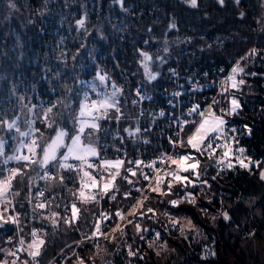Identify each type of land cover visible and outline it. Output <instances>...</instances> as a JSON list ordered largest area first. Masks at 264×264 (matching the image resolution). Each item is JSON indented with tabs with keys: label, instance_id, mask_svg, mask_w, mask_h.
<instances>
[{
	"label": "trees",
	"instance_id": "16d2710c",
	"mask_svg": "<svg viewBox=\"0 0 264 264\" xmlns=\"http://www.w3.org/2000/svg\"><path fill=\"white\" fill-rule=\"evenodd\" d=\"M260 1L240 0V3H236V0H225L221 5L218 0H197V7H192L185 0H129L124 1L123 6L120 0H12L17 5L16 9H12L8 0H0V93L7 99L14 88L15 95H11L13 104H17V96H25L27 99L23 103L40 105L44 102L45 107L49 100L67 97L65 103H70L72 109L78 112V100L82 99L86 85L79 84L74 77L87 80L94 75L98 66L104 65L112 80L123 87L120 98L122 110L130 108L129 100L137 82L149 92L154 106H162L177 80L194 78L199 72L218 75L233 65L248 48L264 46V31L256 30L264 23V17L260 15ZM241 12L245 13L243 17ZM83 14L86 16L87 27L81 30L74 21ZM123 15L131 16L132 23L128 28L109 27L112 24L110 17ZM171 24L176 27H169ZM188 38H191V42H188ZM145 40L149 44H145ZM166 45H169L168 52L164 51ZM140 48L149 50L153 56L152 71L159 73L154 81H147L142 69V72H130L137 66ZM257 52L259 57L251 64L256 74L248 77V82L241 87L239 114L226 117L230 128L244 131L243 135L239 132L231 133L239 136L240 146L245 148L244 156L264 162V53L260 50ZM61 53L64 58L58 59ZM73 56L76 57L75 60ZM157 56L163 57L165 62L161 64L156 59ZM170 70H174L175 74ZM58 71L61 72L59 77L55 75ZM64 84L79 91L80 96L66 92ZM53 88L56 89L54 94L51 92ZM61 111H64L67 118L65 126L71 130L69 110ZM14 114H20L19 105ZM14 114H10L9 118H13ZM23 118L25 117L22 116V120ZM245 124L252 130L250 135L244 130ZM127 126L132 127L133 124L125 120L110 122V132L107 135L99 134L100 143L106 146L102 155H123L126 162L136 153V147L147 148L149 153H154L166 145L165 130L156 123L150 125L149 122L147 146L138 144L136 134L129 136L124 131ZM36 127L45 136L54 135L39 121ZM21 130H25L22 121ZM0 135L7 140L6 154L12 153L15 141L11 137L18 134L13 130L11 133L0 132ZM233 163L234 168L219 172L215 180L208 175L203 178V181L207 180V184H200V188H197V184L188 186L187 191L196 197L194 205L183 199L184 192L179 185L174 187V194L170 196L148 194L149 199L142 211L149 204L155 207L157 216L152 223L156 225V231L161 232V238L153 247L148 248L145 245L146 239L139 240L134 234V226L127 224L124 228L126 235L132 240L133 233L134 239L131 250H138L143 257L133 261L137 264H192L193 261H198L199 264H232L228 261L231 256L233 261L240 260L237 264H247L242 252L237 251L238 242L232 239L231 228L240 225L243 216L247 214L249 207L246 199L253 196L264 198V180L260 179V169L264 167V163L260 168L250 165L249 169L241 168L235 160ZM16 166L18 163L12 165ZM33 167L35 171L25 169L35 178L30 189L26 184L14 183V190L21 191V195L13 200L15 209L10 213L11 216L20 213V224H7L0 228V247L13 243L15 239L11 243L5 242L9 236L17 238L23 235L25 240L30 239L28 229L31 225L52 233L51 223L40 219V214L49 209L58 213L59 217H65V209L73 198L68 189L75 190L78 177L75 180L66 179V186L57 185L45 191V196L40 200L52 203L38 210L36 218H33L32 207L37 202L34 190L38 185L45 188L46 183H49L36 178L37 173L43 175V170L39 166ZM61 174L66 177L76 176L75 172L67 170ZM117 182L120 183L119 180ZM121 193H117L116 200L104 205L112 214L117 207L128 208V201L123 199ZM28 194L33 197L31 203L24 199ZM170 199H181L182 202L178 207H173L166 203ZM20 202H23V208L20 207ZM197 204L212 213H220L215 214L218 217L213 222H210L209 216L203 222L196 209ZM79 208L82 218L77 220L74 227H69L60 220L54 235L43 236L46 250L40 258V264L47 262L71 240L89 235L94 230V213L97 208L94 202L83 205L80 203ZM224 212L228 213L230 219L223 218ZM45 213H48L45 217L50 215L49 212ZM169 217L178 221L177 227L183 230V234L170 226ZM183 219L201 224L202 231L194 234L185 231L182 227ZM142 224L146 227L144 220ZM258 225L262 226V222ZM107 234L108 239L100 238L99 244L101 249L110 250L107 249L96 257L93 242L85 241L77 248L79 255L95 257L96 264H103V260L107 258H112L116 264H123L128 251L123 246L121 253L113 250L114 247L109 242V236L113 233L110 231ZM115 235L120 238L119 233ZM165 241L166 248L162 247ZM204 243L207 244L206 248L201 247ZM23 256L21 253L19 257ZM67 264H78V259L73 256Z\"/></svg>",
	"mask_w": 264,
	"mask_h": 264
},
{
	"label": "snow or ice",
	"instance_id": "6c2138e0",
	"mask_svg": "<svg viewBox=\"0 0 264 264\" xmlns=\"http://www.w3.org/2000/svg\"><path fill=\"white\" fill-rule=\"evenodd\" d=\"M9 5L12 9H16L17 5L8 0ZM223 5L225 0H218ZM123 6L124 0H120ZM185 3H190L192 7H197V0H185ZM236 3H240V0H236ZM127 11V9H124ZM240 15L243 17L244 12ZM76 24L80 28H84L85 19H79ZM171 28H175V24L169 25ZM188 42H191V38H188ZM145 44H149V41L145 40ZM83 45H81L82 47ZM165 52H168V48H164ZM257 49H250L251 54H256ZM91 55V53L89 54ZM142 60L140 63L143 67L144 75L147 81L151 82L156 80L158 72H153L151 68V62L153 56L147 51H140ZM63 53L58 59H63ZM75 60V56L72 57ZM247 54L241 56L240 60L247 59ZM161 64L165 61L163 57H156ZM175 74L174 70H170ZM244 69L240 67L239 61L236 65L231 68L230 74L222 82L228 84L232 89L239 90L242 85L246 82L243 79L237 80V74L243 72ZM57 77L61 76V72H56ZM77 82L81 85H86L92 92L96 93L97 98L91 99L89 92H83V98L78 100V112L76 109H72L70 103H65V98L56 97V99L47 101L48 106H44V102L40 105L36 104H25L24 100L27 99L25 96H17V104H13L11 101V95H15V89H12L11 95L4 99V94L0 93V132L7 131L9 133L14 132L18 135H13L11 139L15 141L12 146V154H6L7 140L3 135H0V164L8 165L9 161L18 162L16 167H3L0 168V206L12 205L13 200L21 195V191L14 190L15 184H26L30 189L32 187L34 177L25 171V169H32L35 171L33 166H39L43 170V175L37 173V177L40 180L46 182L45 188L37 191L35 199L36 203L32 207L33 218H36V213L40 209H44L52 201L45 200L41 201L40 198L45 196V191L50 190L52 187L57 185H65L66 179L75 180L79 179L80 188L78 190L68 189L69 193L75 197L82 205L95 202L99 203L100 200L106 196L109 200H116L117 193H121L120 182H126L128 188L126 191L121 193L124 200L133 198V191L139 193V196L135 198V203L131 204L127 215L133 219L128 220V224H133L134 221L139 217H144L146 213L142 211L145 202L149 199V196L145 193H157L159 196H170L174 194V187L179 185L181 190L184 192L183 199L189 203L195 204L196 197L192 192L187 191L188 185H193V181L189 180L188 175H182V173L195 175L197 179L202 175L201 165L202 161L198 157L207 156L209 161L214 162L217 168H234L233 157L235 163L241 168L249 169L250 165H255L260 168L262 161H254L250 157L247 158V163L243 158L245 148L240 146L239 136L230 135V133L244 134L243 130L236 128H229V121L225 118L226 115H238L241 109V103L232 95L230 99L227 112L225 109H219L220 114L218 115L213 111V107L218 105L220 102L213 98L212 103L208 105L207 109L201 111L199 105L193 106L189 109V115L196 114L199 117L198 121L183 120L180 124V131L176 133V137L169 138V143L172 148L176 151L173 155L167 153L162 154L157 159L162 165H166L163 175H161V168L156 167V161H151L147 165L141 159H129L127 165L125 160L117 157L116 159H109L104 153L106 146L100 143L101 135L107 134L108 130L102 127L99 123L102 120H116L121 121L125 118L124 112H122V105L120 98L123 95V87L119 86L107 72L97 71L96 76L91 82L79 80L78 77H74ZM96 81H99L97 85ZM103 86L104 91H100L99 87ZM110 87V91L108 90ZM63 88L66 92L71 93L77 97L80 96L79 91L74 89L68 84H64ZM55 88L51 89L54 94ZM224 92L228 91V88H223ZM174 96H179L180 93H173ZM136 96L139 100L151 99L141 95V91L138 88L136 90ZM126 102V101H125ZM137 100H132V104H137ZM5 105H8L7 107ZM19 105L20 114H14L15 109ZM36 109H39L36 111ZM61 109L69 110L68 117L72 120V128L69 130L65 124L67 118L65 117L64 111ZM26 110V111H25ZM114 113V114H110ZM10 114H14L13 118H9ZM143 115V113H141ZM160 115H164L163 112ZM22 116L25 117L22 120ZM131 119L132 117H127ZM21 121L25 126V130H21ZM37 121L40 124L53 132L52 136H45L40 128L36 127ZM138 122V117H137ZM188 125L193 128L194 131L191 134H186V139L180 138L181 132H185L184 126ZM244 130L251 134V128L247 124L244 125ZM128 132L129 136H134L135 133L141 131L139 127H136L134 131L130 129H124ZM147 131V130H145ZM27 138V139H25ZM123 140V137H121ZM215 145V146H214ZM188 149L186 152H181V149ZM219 148L221 151L219 155L216 154V149ZM27 150L28 154H25L24 150ZM120 149H117L119 151ZM127 156V153H124ZM91 158H98V163L91 162ZM71 161V162H70ZM22 163V166H19ZM172 166H175L174 168ZM150 168L151 172H145L144 168ZM204 170L207 168V164L203 166ZM67 170L69 172H75V177H66L62 175V171ZM95 172V174H93ZM219 175V173H217ZM99 177V179H97ZM141 178L147 181L146 187H137L140 183ZM216 179L215 176L212 177ZM260 179L264 180V169L260 171ZM202 184H207V180L202 181ZM166 185V190H165ZM66 186V185H65ZM85 189L94 190L93 194H86ZM9 196L12 199H9ZM28 203L32 202L33 197L28 194L24 197ZM163 202V201H162ZM181 199H170L166 201L167 204L173 207H178L181 204ZM20 207L23 208V202H20ZM71 217H59L56 212H51L48 217L40 215V219L47 220L52 225V233L45 232L42 228H32L30 236L31 241H26L24 236L21 235L16 240L19 247L15 250L0 248V264H10L9 257H12L11 264H40V258L43 252L46 250V240L43 236L54 235L60 220L69 227H74L77 220L82 218L81 209L77 207L74 202L71 205ZM8 211L7 207H3L0 211V228L7 224H13L19 226L20 224V213H16L14 216H7L5 213ZM67 211V208L65 209ZM87 212V209L84 210ZM203 211H207L203 209ZM148 213H155V209L152 207L147 208ZM167 215V213H164ZM27 215V212H25ZM103 220H109L111 214L101 213ZM115 216L124 219L125 214L121 209H117ZM225 220L230 219L227 212L223 213ZM151 219V217H149ZM171 227H176L178 221L169 217ZM215 219V217H213ZM135 230L137 233L149 232L147 228H141L140 223H135ZM182 234H183V230ZM113 235L111 240L115 241L117 236L115 233H119L120 237H124L126 232L119 223L111 229ZM98 236L104 239H108V234L101 231L100 221L95 222V228L91 236L85 235L82 240L75 241L77 245L84 244L85 241H95L92 247L95 249V256L99 257L102 252L107 249H101ZM161 238V232L156 231L153 240L149 242V247H153L155 242ZM16 237L9 236L6 243H11ZM140 239L143 240L144 236L141 235ZM25 244L27 245L25 247ZM67 248H71L70 245H65ZM162 247H167V241H165ZM129 256H137V251H132V246H128ZM174 250V249H173ZM64 249L61 248L60 252L63 253ZM23 252L29 259L23 261L20 260L18 253ZM214 255V253H212ZM78 259V264H96L95 257H85L74 253ZM159 255V253H157ZM143 258V257H141ZM51 264V262H50Z\"/></svg>",
	"mask_w": 264,
	"mask_h": 264
},
{
	"label": "built area",
	"instance_id": "2783aa9c",
	"mask_svg": "<svg viewBox=\"0 0 264 264\" xmlns=\"http://www.w3.org/2000/svg\"><path fill=\"white\" fill-rule=\"evenodd\" d=\"M252 47L257 49V50H261V48H259V47H255V46H252ZM233 65L228 67V69L225 72L220 73L218 75L199 72V74L194 75V78L189 77L186 80H180V81L177 80L175 85L173 86V88L169 91L167 98H165V100H164V105H162V106H154L153 98L152 99L139 100V97L136 96V90L138 88L141 91V95H144L146 97H151V95L143 86H141V84L139 82H137L134 85L135 94L129 100L130 108H128L127 111L122 110V112H124V114H125V118L122 120H125L126 122H131L133 124L132 127L127 126V129H130L132 131H134L136 127H139L141 129L140 132L135 133V134H136V137L138 138V144H143L145 146L149 145L148 144V141H149V136H148L149 122H150V125H152L153 123H156L158 125V127H161L162 129L165 130L166 145L162 148H159L154 153H149V151H147L148 150L147 148L141 149V148L136 147V153L134 152L129 159H132V160L141 159L145 162V165H147L149 162L155 160L156 161V167L161 168V170H162L161 175H163V171H164L166 165H162L157 158L164 153L172 155L176 151L175 149L172 148L171 144L169 143V138L170 137L175 138L176 133L178 132V123L176 121L177 115H182L192 105H199L201 108H204L210 102V100H211L210 97L211 96L213 97V94L219 90V85L222 81L221 77L225 76L224 74L228 73V71L232 68ZM108 90L109 91L111 90L110 87ZM85 91L89 92L91 99L97 98L96 93L92 92L89 88L86 89ZM100 91H104V88L102 87L100 89ZM176 92H179L180 95L174 96L173 93H176ZM82 98H83V94H82ZM132 100H137L138 103L134 105V104H132ZM154 107H155V109H154ZM128 111H132V112H128ZM161 112H163L164 115H160ZM141 113H143V115H141ZM110 114H114V113H110ZM129 116H131L132 118L128 119L127 117H129ZM137 117H138V122H137ZM226 119H227V117H226ZM110 122H117V121L116 120H102L99 122L102 125V127H104L105 129L108 130L107 133H109L111 130V127L108 128V124ZM145 130H147V131H145ZM25 154H28V153L25 152ZM127 161L125 162L126 165H127ZM9 162L11 163V162H16V161H9ZM211 165H212V169L207 174L210 178H212L213 176L216 177L218 175L217 173L226 169V168H217V166L214 164V162H211ZM3 167H9L10 168L11 166L9 163L6 166L3 164H0V168H3ZM144 171L145 172H151L152 170L150 168L145 167ZM93 174H95V172H93ZM97 179H99V177H97ZM120 186L122 187L121 188L122 192L126 191L128 188V185L126 184V182H120ZM146 186H147V181H144L141 178L140 183L137 185V187H146ZM43 188L44 187L42 185H38L34 190L35 195H36L38 190L43 189ZM79 188H80V183H79V179H78V184H77V187L75 188V190H78ZM165 190H166V185H165ZM86 191L94 192V190H91V189H85V192ZM138 196H139V193L133 191V198L127 200L128 201V208L124 209L122 207H117L114 209L113 214L109 208H106L104 206L107 202L112 201V200H109L107 196L104 199L100 200L98 204L94 202L95 206L97 207L95 209V213H94V219H95L94 221L95 222L97 220L100 221L101 231L104 233H108L111 231L112 228L115 227V225L117 223H119L122 227L123 223L128 222V220H130V219H133L132 217H129L128 220H125L122 222V221H120V218L115 216V212L117 211V209L129 210L130 204H133V202H135V198ZM74 202L77 204V207L79 208L80 202L78 200H76L75 197L70 199V201L68 202V205L66 207L67 208V211L65 212L66 218L71 217V212H72L71 205ZM11 206H14V201H13ZM148 207H151V206L147 205L145 207V210H143L146 214H147V208ZM102 212L106 213V214L110 213L111 218L109 220H103L100 216V214ZM148 216L151 218H154L157 216V214H156V212L155 213H149ZM140 218H142V217H139L136 219L138 223H140L139 222ZM125 224H127V223H125ZM32 228H37V227L35 225L29 226V229H28L29 235H30ZM174 228L176 230H178L177 226ZM149 230L150 231L145 234L144 238L145 239L147 238V240L148 239L152 240L153 237L155 236V231L157 229L154 230L152 227L151 228L149 227ZM93 231L94 230H92V232ZM92 232L87 236H91ZM18 238H19V236L13 241L10 249L15 250L17 247H19V245L16 242V240ZM100 238H102V237L98 236V240ZM31 239H32V237L30 236V240ZM82 239H83V237H79L78 239L71 240L70 242L67 243V245H70L71 248H67L64 245L63 247H61L64 249L63 253L60 252V249H61L60 248L44 264H50V262H51V264H67L68 260L70 258H72L73 256H75L74 253H78L77 248L79 245H77L74 242L80 241ZM118 241H120V242L123 241L122 242V244L124 245L123 247L127 251L129 250L128 246L132 244V243H130L131 240L128 239L127 235L124 237H120L118 239ZM92 242L95 243V241H92ZM206 246H207V244H205V243L201 245L202 248H206ZM120 249H121V247H119L118 245H115L113 248V250H115L118 253H121ZM128 257H129V255L127 257H125L124 260L126 258L128 259ZM75 258H76V256H75ZM0 259H3V258L0 257ZM112 262H113V264H115L114 260L109 259L107 261V264H110Z\"/></svg>",
	"mask_w": 264,
	"mask_h": 264
},
{
	"label": "rangeland",
	"instance_id": "374dc122",
	"mask_svg": "<svg viewBox=\"0 0 264 264\" xmlns=\"http://www.w3.org/2000/svg\"><path fill=\"white\" fill-rule=\"evenodd\" d=\"M124 1L126 2V1H129V0H124ZM260 7H261L260 15L264 17V0L260 1ZM115 18L117 19V21H116ZM115 18L114 17H110L109 18L112 21V24L109 27H111V28L116 27L117 28V27H120V26H125L126 28H128L130 26V24L132 23L131 16L123 15V16H119V17L115 16ZM79 19H85L84 28H80L76 24V21L79 20ZM79 19L75 20L74 23L76 24L77 28H80L81 30H84L87 27V25H86V23H87L86 16L83 14ZM256 30H258L257 32H263L264 31V23L261 25V27L258 26L256 28ZM235 33H238V31H236ZM210 45H211V43H210ZM165 47L169 48V45L164 46V48ZM252 48L253 47L248 48L245 51V53L243 55H241V56H245L247 54V57H248L247 59L240 60L241 56L237 59V61H239V63H240V67H242L244 69L243 72L237 74V77H236L237 80L243 79V80H245V82H248V80H246V79L248 77H252L255 74V72H256L255 70H252L251 64H252V62H254V60L257 57H259V54H258V52H256V54H254V55L251 54L250 53V49H252ZM261 50H260V52H262V54H263L264 53V46L261 48ZM140 51L149 52V50H145L143 48H140V50L138 51V56H137V59H138L137 66L130 72H133L134 70H135V72L137 70L139 72L143 71V67H142V65L140 63V60H142V57L140 56ZM257 51H259V50H257ZM262 54H260V56ZM237 61L234 63L233 66L236 65ZM141 69H142V71H141ZM97 71H101V74H103V72H107L106 69L104 68V65L98 66L97 69L94 72V75L91 78H89L87 80H84V81L91 82L93 80V78L96 76ZM230 72H231V69L228 71V73L224 74L225 76L221 77L222 81H221V83L219 85V90L216 93L213 94V97L212 96L210 97V99H211L210 102L204 108L200 107L201 111L207 109L208 105L212 103L213 98L220 102L218 105H215L213 107V111H215L218 115L220 114L219 109H221V108L225 109V112H227V109H228V106H229V102H230V99L232 98V95H235L236 98L239 100V94H240V91H241V87L243 85L240 87L239 90H237V89H232L230 87V82L228 84H223L222 83L226 79V77L230 74ZM143 74H144V72H143ZM96 83H97V85H99V81H96ZM225 87L228 88L227 92L223 91V88H225ZM193 106H195V105H192L189 109H191ZM188 110L186 112H184L182 115H177V117H176V121L178 123V131H180L181 121H183V120L198 121L199 120V117L196 114L189 115V111ZM226 116H229V115H226ZM226 116H225V118H226ZM184 128H185V132H181L180 138L186 139L187 137H186L185 133L191 134V132L194 131V129L189 127L188 125H185ZM25 139H27V138H25ZM187 150L188 149L185 148V149H181L180 151L181 152H186ZM24 151L27 153L26 149ZM216 151H217L216 154L218 155L221 150L219 148H217ZM117 157H120V158L124 159L123 155H118V154L113 155L112 157H107V158L116 159ZM198 158L201 159V161H202V165H201V169H200L202 171V175L199 177V179H197L195 175H189V174H185V173H182V175H188L189 180H192L194 182L193 185L197 184V188H200V184H202L201 182L203 181V178H205L207 176L208 172L212 169V165H211L212 161H209L207 156L198 157ZM243 158L245 159V162L247 163L248 162L247 158L245 156H243ZM233 160H235L234 157H233ZM91 162L95 163L94 158H91ZM205 164H207L206 170H204V168H203V166ZM172 167L174 168L175 166H172ZM262 169H264V167ZM188 186H192V185H188ZM86 194L90 195V194H93V192L86 191ZM145 194L148 195L149 193L146 192ZM11 198L12 197L9 196V199H11ZM246 203H247V205L249 207L248 212H247L246 215L243 216V218L241 220V224H240L241 226L238 225V226H234V227L231 228V230H232L231 234L233 236L232 239L235 240L236 242H238L237 243V251H238V253L242 252L241 254L244 257V259L247 261V264H264V198H259L257 196L249 197L248 199H246ZM148 206H151L152 208H155L151 204H149ZM3 207H7L8 208V211L5 213V218H7V214L11 216L10 211L14 212V209H15V206L5 205V206H0V211L3 210ZM196 209L199 210V214H201L199 216L200 217L202 216L201 219H202L203 222L205 221V218H207V216L210 217V222H213V220H215V219H213V217H215V218L218 217V215H215V214L220 213V212H215V211H214V213H212V212H210V210H208L206 208H202L199 204L196 205ZM203 209H206L207 211L205 212V211H203ZM45 212L51 213L53 211L49 210V209H46ZM45 212H44V214H42L43 216H46V214H48V213H45ZM147 214L149 215L148 212H147ZM147 214L144 217L140 218V220H139V222L141 224V228L142 229L143 228L149 229V227L150 228L152 227L155 230L156 229V225L152 223V222L155 221V217L149 219V216ZM129 217H131V216H128L126 214V217L124 219H120V221L123 222L125 220H128ZM143 220L146 222V227H143V224H142ZM149 221L151 222L150 225H149ZM260 222H262V226L258 225ZM125 223L128 224V222H125ZM125 223H123L122 228H126L127 224H125ZM135 223H138L137 220H135L134 223L132 224L134 226V234L136 236H138L139 240H141L140 236L143 235L145 237V234L147 232L137 233L136 230H135ZM255 226H257V227H255ZM182 227H183V229L185 231H190L192 234H194L195 232H199L200 233V231H202L201 224H196V223L192 222V220H190V219H183ZM177 231L181 232L180 227H179V229ZM109 238H110L109 242H110L112 248L115 245H118L119 247L124 246L122 244L123 241H121V242L118 241V237H117V239L115 241L111 240V236H109ZM7 239H8V237H7ZM26 241L30 242L31 240L28 238ZM130 243H132V244L134 243L133 233H132V240L130 241ZM132 244H131V246H132ZM11 245L6 244V245H4V246H2L0 248L10 249ZM145 245L149 248V239L147 240V238H146V244ZM26 246L27 245L25 244V247ZM111 246H110V248H111ZM108 250H110V249H108ZM135 251H137V250H135ZM21 253H23V252L18 253V256H20ZM23 255L24 256L22 258H20L21 261H23L25 259H29L26 256L25 253H23ZM25 256H26V258H25ZM0 257L4 258L3 256H0ZM141 257H142V255L140 253H138L137 256H129L128 259L126 258L124 260L123 264H137V262H134L133 260H135L136 258L139 259ZM8 259H9V262L11 264V260L13 258L9 257ZM109 259L113 260L112 258H107V259H105V261L103 260V264L104 263L107 264V261ZM228 261L230 263H232V264H237L236 262H240L239 259L237 261L234 259V261H233L231 256L228 258ZM197 262L198 261H193L192 264H199ZM110 264H113V262L110 263Z\"/></svg>",
	"mask_w": 264,
	"mask_h": 264
},
{
	"label": "bare ground",
	"instance_id": "6f19581e",
	"mask_svg": "<svg viewBox=\"0 0 264 264\" xmlns=\"http://www.w3.org/2000/svg\"><path fill=\"white\" fill-rule=\"evenodd\" d=\"M133 203H135V202H133ZM130 206H131V204H130ZM122 211L124 212L125 217H126V214L128 213V210H122Z\"/></svg>",
	"mask_w": 264,
	"mask_h": 264
}]
</instances>
